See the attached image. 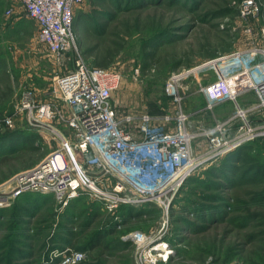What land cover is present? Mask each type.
I'll return each mask as SVG.
<instances>
[{"label":"rangeland","instance_id":"374dc122","mask_svg":"<svg viewBox=\"0 0 264 264\" xmlns=\"http://www.w3.org/2000/svg\"><path fill=\"white\" fill-rule=\"evenodd\" d=\"M243 1L104 0L94 11L85 0L75 10L73 31L86 63L112 59L109 67L122 73L113 94L119 117L145 111L188 114V129L196 133L231 120L227 130L234 137L248 130L241 128L239 110L256 104V95L248 91L238 102L211 108L201 87L218 78L203 64L237 50L264 48V0H256L260 12L249 17L242 15ZM146 43L147 51H157L147 62ZM77 57L71 51L57 62L22 4L0 0V116L15 118L13 130L22 141L38 132L27 121L24 95L50 98L55 75L73 70ZM177 75L180 101L169 92ZM262 116L258 110L247 112L252 126H259ZM135 125L126 127L134 131ZM4 134L6 138L8 132L0 131V138ZM37 134L41 148L35 152L27 145L8 148L0 142V192L10 191L14 183L9 180L58 147L57 139ZM242 145L256 159L252 164L235 157L229 171L227 156L206 160L181 186L167 212L144 202L122 206L114 214L89 194L66 208L53 194L16 197L0 206V264H61L69 250L84 253L76 264H264V135ZM206 149L207 138L200 135L193 143L195 156ZM137 232L150 245L158 244L155 261L140 257L145 249L139 248Z\"/></svg>","mask_w":264,"mask_h":264},{"label":"built area","instance_id":"2783aa9c","mask_svg":"<svg viewBox=\"0 0 264 264\" xmlns=\"http://www.w3.org/2000/svg\"><path fill=\"white\" fill-rule=\"evenodd\" d=\"M18 1L25 15L37 22L39 40L57 62H63L71 51L78 57L73 70L55 75L50 98L24 95L22 107L29 125L45 138L57 139L59 145L40 163L9 180L14 186L8 192L1 190L0 206L26 193L38 192L53 194L61 208L89 194L114 214L123 205L144 202H154L167 212L181 186L206 160L219 159L264 135V48L237 50L203 64L218 74L216 80L201 87L209 107L225 101L238 102L248 91L256 95V104L239 110L244 117L241 128L248 130L232 137L227 130L230 120L196 133L188 129V114L171 116L145 111L118 116L113 94L123 81L122 73L89 65L76 43L75 10L85 0ZM259 12L256 0L243 1L244 17ZM179 77L173 78L175 83L169 92L180 101L176 84ZM252 110L263 114L259 126L247 120V112ZM134 122L136 129L128 130L127 124ZM15 125L13 116H0V130L14 129ZM200 135L206 136L207 149L195 156L193 143ZM135 238L139 248L145 249L140 257L155 261L158 244L150 245L142 232H137ZM83 258V252L69 250L61 264H76ZM162 258L167 260L168 256Z\"/></svg>","mask_w":264,"mask_h":264},{"label":"trees","instance_id":"16d2710c","mask_svg":"<svg viewBox=\"0 0 264 264\" xmlns=\"http://www.w3.org/2000/svg\"><path fill=\"white\" fill-rule=\"evenodd\" d=\"M103 1L104 0H90V3L93 6L94 11H98L97 5H99ZM83 15L84 14L82 12L79 13V17L82 18ZM88 21L90 23H93L94 22L93 17L91 16ZM146 45H147V43L143 45V49L142 50H143V55H144V57L146 59V62H147L148 60L150 61L151 59H153L156 56L157 51L156 50H149V51H147ZM111 61H112V59L111 60L109 59L107 61L105 60V61H102V62H97L96 65H94V66H96V67H102V68H109V65H110ZM12 130L13 129L3 130L5 132H8V134H7L6 138H5V135L6 134H4V135L1 136V138L4 137L3 139L0 138L1 139L0 142H2L1 146H5V147H8V148H14L17 145H27V147H28L27 149L30 150V151H34L35 152V151L40 150L41 146H39V145L36 144L37 140L39 139V134H37L38 132H33L31 134H28L26 136L28 139L25 140V141H22V138H21L22 136L21 137L18 136L19 133L16 132L15 130H13V131ZM0 131H2V130H0ZM244 145H246V144H244ZM244 145H242L241 147H238V148L234 149L233 151H231L228 154H226L223 157H221V158H224V157L227 156V163L225 164V166H226V168L229 171H232L233 170L232 169V165L233 164L230 163V161L234 160L235 157L239 158V156H244L243 161H245L246 163H249V164H252L256 160V159H254V157L250 156L247 152H245L246 150H243L244 147H245ZM1 149H3V148H0V150ZM29 195H32V194H26L24 196H29ZM79 197L75 198L74 200H78ZM74 200H72V201H74ZM125 206L126 207L127 206L129 207L131 205H123V207H125Z\"/></svg>","mask_w":264,"mask_h":264},{"label":"crops","instance_id":"0c3cea01","mask_svg":"<svg viewBox=\"0 0 264 264\" xmlns=\"http://www.w3.org/2000/svg\"><path fill=\"white\" fill-rule=\"evenodd\" d=\"M225 102H227V101H225ZM223 103V102H222ZM221 104V103H220ZM253 106V105H252ZM189 119H190V117H189Z\"/></svg>","mask_w":264,"mask_h":264},{"label":"bare ground","instance_id":"6f19581e","mask_svg":"<svg viewBox=\"0 0 264 264\" xmlns=\"http://www.w3.org/2000/svg\"><path fill=\"white\" fill-rule=\"evenodd\" d=\"M178 76H180V75H178ZM165 252V251H164Z\"/></svg>","mask_w":264,"mask_h":264}]
</instances>
